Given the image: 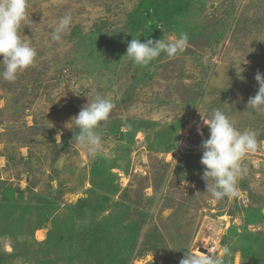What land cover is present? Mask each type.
I'll return each instance as SVG.
<instances>
[{
  "label": "rangeland",
  "instance_id": "rangeland-1",
  "mask_svg": "<svg viewBox=\"0 0 264 264\" xmlns=\"http://www.w3.org/2000/svg\"><path fill=\"white\" fill-rule=\"evenodd\" d=\"M27 19L35 63L0 78V264H179L212 241L213 255L230 249L225 264H264V110L247 107L264 75V0H27ZM180 33L175 58L124 56L137 35ZM96 95L114 108L93 156L69 121ZM215 110L257 139L238 196L219 201L200 163Z\"/></svg>",
  "mask_w": 264,
  "mask_h": 264
},
{
  "label": "clouds",
  "instance_id": "clouds-1",
  "mask_svg": "<svg viewBox=\"0 0 264 264\" xmlns=\"http://www.w3.org/2000/svg\"><path fill=\"white\" fill-rule=\"evenodd\" d=\"M22 24L32 25L27 19V0H0V56H2L0 65L3 66L0 78L6 82H14L18 73L34 65L37 56L36 49L20 37ZM71 24V15L61 17L51 32V40L61 42ZM159 28L163 30L162 27ZM187 42L188 37L185 33L168 40L148 39L145 42H141L137 35L128 41L124 56L134 66L146 67L162 53L169 58H175L185 51ZM255 80L259 85L258 91L255 96L249 98L247 107L262 111L264 110V75L257 72ZM113 108L112 100L100 95H96L90 103L88 101L73 117L74 120L72 118L69 121L79 129L78 133L75 132L74 143L85 148L90 155L101 153V137L96 129L108 121ZM203 123L209 129V137L201 141L200 163L203 166L201 179L205 181V192L217 201L224 197L233 199L238 196L237 182L242 175L241 161L247 154L257 149L256 133L252 130L241 132L220 110L212 112L210 119H203ZM198 132L203 136L199 128ZM229 252L227 246L223 247L218 255L212 253L200 255L186 250L179 264H225L224 257Z\"/></svg>",
  "mask_w": 264,
  "mask_h": 264
},
{
  "label": "built area",
  "instance_id": "built-area-1",
  "mask_svg": "<svg viewBox=\"0 0 264 264\" xmlns=\"http://www.w3.org/2000/svg\"><path fill=\"white\" fill-rule=\"evenodd\" d=\"M216 249H217V242L216 241H212V242H210L209 247L207 248V252L208 253H212ZM202 253H203V251H202ZM204 254H206V252Z\"/></svg>",
  "mask_w": 264,
  "mask_h": 264
},
{
  "label": "trees",
  "instance_id": "trees-1",
  "mask_svg": "<svg viewBox=\"0 0 264 264\" xmlns=\"http://www.w3.org/2000/svg\"><path fill=\"white\" fill-rule=\"evenodd\" d=\"M150 11H151V13H152V15H153V13H154V10H153V9H151ZM149 13H150V12H149Z\"/></svg>",
  "mask_w": 264,
  "mask_h": 264
},
{
  "label": "bare ground",
  "instance_id": "bare-ground-1",
  "mask_svg": "<svg viewBox=\"0 0 264 264\" xmlns=\"http://www.w3.org/2000/svg\"><path fill=\"white\" fill-rule=\"evenodd\" d=\"M202 235V234H201ZM203 240V239H202ZM204 241V240H203ZM206 241V240H205ZM203 243V242H202ZM206 243V242H205ZM201 246V245H200ZM205 252H203L202 254H204Z\"/></svg>",
  "mask_w": 264,
  "mask_h": 264
}]
</instances>
